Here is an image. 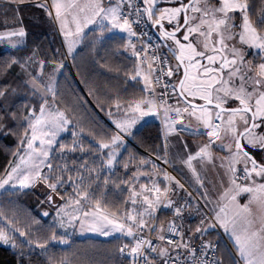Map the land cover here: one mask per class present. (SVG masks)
Instances as JSON below:
<instances>
[{
  "label": "snow or ice",
  "instance_id": "obj_1",
  "mask_svg": "<svg viewBox=\"0 0 264 264\" xmlns=\"http://www.w3.org/2000/svg\"><path fill=\"white\" fill-rule=\"evenodd\" d=\"M26 8L41 10L63 40L50 53L36 47L0 59V76L17 66L23 73L15 84L0 83V135L16 144L0 190L32 194L55 210L35 233L5 217L10 227H0V243L16 250L17 264H33L34 255L43 264H83L54 251L69 244V229L119 233L117 264H264V0L259 7L256 0H0V41L10 48H26ZM77 45L130 62L124 76L139 94L113 86L97 98L114 131L79 127L61 106L57 75ZM101 67L121 71L107 61ZM146 117L161 122L163 152L125 157V137ZM170 139L195 196L159 163L173 162ZM207 163L220 184L211 214L203 209L213 181L197 167ZM215 229L228 236L223 249L218 238L205 239Z\"/></svg>",
  "mask_w": 264,
  "mask_h": 264
},
{
  "label": "trees",
  "instance_id": "obj_2",
  "mask_svg": "<svg viewBox=\"0 0 264 264\" xmlns=\"http://www.w3.org/2000/svg\"><path fill=\"white\" fill-rule=\"evenodd\" d=\"M256 6L259 7V0H256ZM23 24L26 28L27 35L25 37L26 48L18 49H1L0 59L11 55L24 56L28 50L39 47L41 55L51 49L60 46L58 34L52 30L50 24L46 21L41 10L36 8L23 9ZM11 12H9V17ZM3 16H0L2 19ZM107 61L108 64L119 66L121 71H109L101 64ZM70 66L66 65L62 68L58 78L59 82V101L62 107H68L71 110L74 124L79 122V127L87 129H97L101 127L106 130L114 131L110 120L107 118L108 109L105 105L102 110L98 106L100 100L106 99L104 92L109 91L113 86L121 89V95L139 94V86H134V82H126L123 66L130 63L124 59V56H115L110 51L106 52L104 48H99L98 52L90 51L88 47L79 46L75 51V59L69 57ZM23 73L19 67H15L7 76H0V83L7 79L13 84L18 78H22ZM127 88L128 93H124L123 89ZM91 92V94H90ZM23 102V95L16 103ZM132 139L127 141V148L123 154L136 153L137 155H145L146 151L152 148L161 147V137L159 127L156 123L148 122L143 124ZM87 138V132H85ZM64 139L70 140V137ZM90 139V138H88ZM15 138L11 136L0 135V171L12 159L11 151L15 150ZM116 172L122 174V169H116ZM70 190V186H69ZM111 195V194H110ZM46 205H38L37 197L28 194L20 196H10L3 192L0 195V212L5 215L0 217L7 219L15 218L19 221L16 225L21 228L30 227L35 233L42 226H47L41 211H46ZM167 215V214H162ZM7 217V219L5 218ZM39 221L33 223L32 220ZM208 237L218 238L220 247L223 249L226 245L220 238V235L212 231ZM18 239H23L18 237ZM121 243L118 237L100 239L93 237H73L69 244L64 247L55 245L54 251L57 254L68 253L69 258L82 261L83 264H117L115 259L116 247ZM38 251V250H37ZM18 257L16 250L8 245H0V264H17ZM33 264H43V258L34 255Z\"/></svg>",
  "mask_w": 264,
  "mask_h": 264
},
{
  "label": "rangeland",
  "instance_id": "obj_3",
  "mask_svg": "<svg viewBox=\"0 0 264 264\" xmlns=\"http://www.w3.org/2000/svg\"><path fill=\"white\" fill-rule=\"evenodd\" d=\"M3 19H4V17H2V19L0 18V23H2ZM0 30H3V29L0 28ZM58 37H59V40H60V43H61V41L63 40V37L60 36V35H58ZM0 48H1V49H7V50H9V49H10V50L13 49V48H10V47L7 45V41H0ZM69 57H71V56H69ZM69 57L64 61L65 66H66V65L70 66V63L67 62V60L69 61ZM61 70H62V69H61ZM61 70H60V72H59L58 75H57V79L59 78V75H60V73H61ZM46 71H47V70H46ZM107 118H108V119L110 120V122L112 123V117H109V115H108ZM117 118H118V117H117ZM139 122H142V121H139ZM73 123H74V122H73ZM70 136H71V133H70V132L63 133V134H62V138H63V139H64L65 137H70ZM125 138L127 139V136H126ZM128 138L132 139V136H128ZM65 140H66V139H65ZM122 148H124V149L127 148V141H126V140L124 141V146H123ZM131 153H132V152H131ZM223 155H224V154H223ZM124 156L126 157L127 154H124ZM216 163H217V165H218V164H219V161L216 162ZM208 167L211 168L210 170L213 171V173L215 172V173H214V178H213L214 181H215V179H218V182H214L215 187H213V185H210V186L208 187L209 190H210V192L212 193V199H211V202L207 205V207L203 209L204 212H206V213H208V214H211V213H212V209H213V207H214V205H215V192H216V190H218V189L220 188V184H219V178L216 176V172H217L218 169L213 168V166L211 165V163L208 164ZM220 171H222V170H220ZM117 173H118V172H117ZM225 179H226V178H225ZM185 186H186V188L188 189V191L193 192V195H194V196L196 195V192H195L194 188L190 187V186L187 185V184H185ZM70 190H71V189H70ZM70 190H69V191H70ZM3 192H4L3 190H0V195H1ZM179 195H180V196H184L185 193L180 192ZM245 198H246V197H245ZM241 202H243V200H242ZM200 203L203 204L204 201L201 200ZM46 207L48 208V210H46V211L49 212V216L44 217V216L42 215V213H43L44 211H41L40 214L44 217V219H45V221H46V223H47V225H48V224H50V223L52 222V220H53V216L55 215V210L52 209V208H49L47 205H46ZM166 214H167V215H170V213H166ZM194 215H195V214H194ZM190 222H191V223H195L196 220H192V221H190ZM0 227H5V228L10 227V226L8 225L7 221L4 220V218H2V217H0ZM78 227H79V226L77 225V228H78ZM213 231L217 232V233L220 235V238L222 239V241H223L224 243L227 244V243L229 242V241H228V236L224 233L223 229H215V230H213ZM69 232L71 233V235H70V237H69V242H70V240H71L73 234H75L76 236H81V237L88 236V237L100 238V239H107V238L118 237V238L121 240V242H122V239H123V238L120 236L119 233H113V234H111L110 236H103V235H101L99 232H90V231H83V232L75 231V232H73L72 229H69ZM17 235H18V234H17ZM0 245H4V244H3V243H0ZM57 245L60 246V247L67 246V245H60V244H57ZM115 259H116V261L118 262V257H117V253H116V252H115Z\"/></svg>",
  "mask_w": 264,
  "mask_h": 264
},
{
  "label": "crops",
  "instance_id": "obj_4",
  "mask_svg": "<svg viewBox=\"0 0 264 264\" xmlns=\"http://www.w3.org/2000/svg\"><path fill=\"white\" fill-rule=\"evenodd\" d=\"M79 46L80 45H77L76 46V50H77V48ZM141 121L142 122H138L134 126L133 132H135L136 130H138L145 123H148V122L156 123L158 125V127H159V133H160V137H161V147H159V149H160L161 152H163L165 141H164V139H163V137L161 135V122H160V120L158 118H156V117H146V118H144V120H141ZM111 126L115 130V126H114L113 123H111ZM129 139L130 138H128V136H127V139L125 138L126 141H128ZM187 139L189 140L190 143H193L194 141L198 142L201 139H206V137H200V136L192 137V136H189V137H187ZM124 151H125V149L124 148H121V152L123 153ZM213 152L217 156H222L223 154H225V152L222 151L219 148H214L213 149ZM168 154H169L170 159L173 162L170 163L169 165H164L163 164V161H160L159 163L161 164V166L162 167H166L167 170L173 176L177 177L178 179H181L182 182H184L185 184H187L190 187H192V188L195 189L196 186H195L194 182L191 180V173L189 172V170L187 169V167L185 165H183L181 163V161H180V158H179V149L176 147V141L175 140L170 139L168 141ZM208 164H210V163H207L205 167H201L199 164H197V167L200 169L201 175L204 176V177H206L207 180L213 181V184H214V182H218V179H215V181H214L213 178H214V173L215 172L213 173V171L210 170L211 168L208 167ZM238 167H240V166H238ZM159 179L160 180H163V177L161 176V177H159ZM213 184H208V187L210 185H213ZM73 237L83 238L81 236H76L75 234H73L72 238ZM85 237H88V236H85ZM8 246H10V245H8Z\"/></svg>",
  "mask_w": 264,
  "mask_h": 264
},
{
  "label": "built area",
  "instance_id": "obj_5",
  "mask_svg": "<svg viewBox=\"0 0 264 264\" xmlns=\"http://www.w3.org/2000/svg\"><path fill=\"white\" fill-rule=\"evenodd\" d=\"M67 62H69L68 60H67ZM205 239H213V240H216L215 238H211V237H205ZM117 257H118V261H119V256H118V254H117Z\"/></svg>",
  "mask_w": 264,
  "mask_h": 264
}]
</instances>
